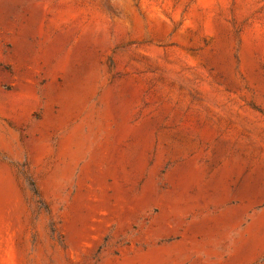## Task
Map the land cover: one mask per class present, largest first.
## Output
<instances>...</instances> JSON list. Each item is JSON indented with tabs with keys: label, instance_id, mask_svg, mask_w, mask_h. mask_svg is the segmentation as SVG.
Masks as SVG:
<instances>
[{
	"label": "rangeland",
	"instance_id": "374dc122",
	"mask_svg": "<svg viewBox=\"0 0 264 264\" xmlns=\"http://www.w3.org/2000/svg\"><path fill=\"white\" fill-rule=\"evenodd\" d=\"M0 264H264V0H0Z\"/></svg>",
	"mask_w": 264,
	"mask_h": 264
}]
</instances>
